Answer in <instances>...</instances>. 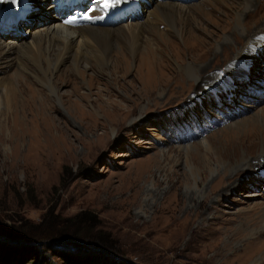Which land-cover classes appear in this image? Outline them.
Wrapping results in <instances>:
<instances>
[{
	"label": "rangeland",
	"instance_id": "obj_1",
	"mask_svg": "<svg viewBox=\"0 0 264 264\" xmlns=\"http://www.w3.org/2000/svg\"><path fill=\"white\" fill-rule=\"evenodd\" d=\"M176 1L181 5L169 4ZM259 1L240 15L245 29L263 38L264 0ZM182 4L191 17L188 46L199 49L197 57L164 63L150 80L145 73L133 77L138 51L128 55L123 77L86 71L91 86L79 77L73 78L76 91L59 86L65 97H51L57 110L47 115L51 120L0 119V264H264V134L256 128L249 133L252 123L264 124V42L240 66L239 57L233 58L245 47L243 28L232 22L221 30L230 5ZM50 5L51 0L18 4L31 23L21 20L16 30L0 17L2 49L58 25L46 20L54 19L46 16ZM16 34L21 35L14 40ZM16 52L1 55L0 62ZM19 57L33 70L27 57ZM189 63L202 70V82L182 71ZM232 63L235 74L243 64L251 67L245 77L234 78L226 69ZM16 67H0V80L25 76L41 87L30 71ZM217 76L218 89L212 85ZM149 86L154 94L146 99L143 87ZM214 95L219 113L213 111ZM176 135L184 138L181 145ZM243 153L252 169L235 165Z\"/></svg>",
	"mask_w": 264,
	"mask_h": 264
},
{
	"label": "bare ground",
	"instance_id": "obj_2",
	"mask_svg": "<svg viewBox=\"0 0 264 264\" xmlns=\"http://www.w3.org/2000/svg\"><path fill=\"white\" fill-rule=\"evenodd\" d=\"M24 1L18 0L17 4L11 3V0L0 3V17L8 14V16L12 15L8 18L16 21L22 16L20 11L16 9L17 5H20ZM216 1L219 4L225 2V4L230 5V14L226 16L227 20L225 19L226 21L223 23L221 30L226 31L230 29L232 22H235L241 29L243 28V34L241 35L245 36L242 40L245 43V47H241L238 54L233 58L235 60L239 57L238 63L242 66V63L248 62L253 57V46L260 47L264 42V37H260L256 29L253 31L245 29V19L243 20L241 18L242 15H240V10L244 9L243 7L248 8L252 0H240L239 3H234L231 0ZM73 2L74 0H53V3L49 7L50 11L46 15L54 18L53 20L46 19L50 22V25L58 24L53 25L52 29L33 35L26 43L19 45L14 43V46L7 48V51L2 49L0 44V56L6 54L13 55V48H17V52L13 58L9 62H0V67L4 66L6 69H11L17 66L16 71H26L28 73L30 71L29 74L41 86L40 88L34 87L26 80L25 76L0 80V119L3 118L6 121V119H10L11 115L14 117L21 115L25 119L48 120L50 117L47 115L51 112L55 114L57 111L51 97L55 96V98H59L60 100V97L64 96L58 94L57 89L59 86H70L73 91H76L78 87L73 83L74 77H79L81 81L88 78L89 85L91 86L93 76L87 75L86 71L99 73L102 77L104 75L110 78L114 76V80L123 77L127 74L129 68L128 55L133 57L138 51L141 53L135 59L137 60V64L133 75L134 78L135 76L138 77V74L145 73L150 79L154 74L153 70L159 69L158 71H161L162 69L160 68L164 63L168 64L170 61H174V59H179V57L195 58L198 56L199 49L192 45L188 46L190 43V32L186 26L191 17L182 3L178 5L179 3L176 1L174 4L177 5H170L169 3L172 2L169 0L162 2L151 0V3L145 7L144 13L146 14L139 13V16L134 15L133 20H130V17L126 18V12L131 11V9H141L137 0H121V4L103 11L100 10L101 0L89 1V7L92 6V8L87 12H85V7L83 6L82 9L84 10L82 12L79 10L78 6L82 4L71 9ZM259 2L262 3V0ZM65 5H69V8L61 10L60 7L65 8ZM89 7L87 6V8ZM107 10L106 17L109 13H112L113 18L123 19L122 23L117 25L120 27L115 26L117 27L115 28L110 25L112 24V20H108L104 16V11ZM39 13L40 11L37 12V16L41 17ZM86 14L90 15L91 19L84 20L83 16ZM14 15L19 16L16 17ZM72 18H81L83 23L77 25V22L73 23ZM26 19L27 17L22 22L25 26H27V23H31L27 22ZM255 26L257 27V25ZM159 28H162V30ZM165 29L178 37L182 45L168 39ZM16 35L18 36L14 37V40H17L21 34ZM19 55L27 57L33 63L34 71L32 69L28 70L25 67L26 64L21 60ZM14 61L18 63H13ZM65 65L68 66L60 71L59 69ZM232 67L233 63L232 66L229 65L226 68L231 69L230 75L234 78H243V69L241 68L238 74H235L232 71ZM107 71H109V74ZM182 71L190 79H194L195 83L202 82V77H199L202 75V70H197L194 65L189 63L184 66ZM149 82L151 83V81ZM220 83L222 84V80L217 76L212 85L218 89ZM155 84L157 82L152 81V85ZM143 88L147 90L146 99L154 94L153 86ZM205 91H208L209 94L212 93V91L207 89ZM85 101H87V98ZM62 103L64 104L66 101ZM82 115L92 119L90 112L83 110ZM44 116L45 118H43ZM249 127H252L249 133L251 131L254 133V129L256 128L263 131L261 133L264 134V124L260 122L258 124L252 123ZM245 136H248V133L244 134L242 138ZM177 137L178 135H176ZM183 140L184 138L178 137L176 142L178 145H181ZM238 146L239 144L236 147ZM251 146L252 144H248V147L251 148ZM234 157L232 156V158ZM250 158V156L248 157L243 153L242 156L235 160V165L239 166V162H241L239 166L241 170L243 167H245V170L252 169ZM256 160L259 162V158H256ZM226 163L227 166L232 165L230 161Z\"/></svg>",
	"mask_w": 264,
	"mask_h": 264
},
{
	"label": "snow or ice",
	"instance_id": "obj_3",
	"mask_svg": "<svg viewBox=\"0 0 264 264\" xmlns=\"http://www.w3.org/2000/svg\"><path fill=\"white\" fill-rule=\"evenodd\" d=\"M4 2H8V0H0V3H4ZM120 2L121 0H101L100 10L103 11V10L115 7L119 5ZM11 3L17 4L18 0H11ZM83 19L89 20L91 19V16L86 14L83 16ZM69 23H71V21H69Z\"/></svg>",
	"mask_w": 264,
	"mask_h": 264
},
{
	"label": "trees",
	"instance_id": "obj_4",
	"mask_svg": "<svg viewBox=\"0 0 264 264\" xmlns=\"http://www.w3.org/2000/svg\"><path fill=\"white\" fill-rule=\"evenodd\" d=\"M48 264H55V263H50V262H49ZM69 264H71V263L69 262ZM79 264H80V263H79ZM81 264H97V263H92V262L90 261L89 263H87V262L85 263V262H84V263H81ZM103 264H105V263H103Z\"/></svg>",
	"mask_w": 264,
	"mask_h": 264
}]
</instances>
